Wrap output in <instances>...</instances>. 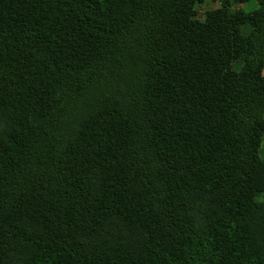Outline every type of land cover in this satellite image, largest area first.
<instances>
[{
	"label": "trees",
	"instance_id": "16d2710c",
	"mask_svg": "<svg viewBox=\"0 0 264 264\" xmlns=\"http://www.w3.org/2000/svg\"><path fill=\"white\" fill-rule=\"evenodd\" d=\"M250 1L0 0V264H264Z\"/></svg>",
	"mask_w": 264,
	"mask_h": 264
},
{
	"label": "crops",
	"instance_id": "0c3cea01",
	"mask_svg": "<svg viewBox=\"0 0 264 264\" xmlns=\"http://www.w3.org/2000/svg\"><path fill=\"white\" fill-rule=\"evenodd\" d=\"M204 6H205L206 10L216 9V8L219 7V2L209 3V4H206ZM258 7H259L258 2L256 0H251L248 3H244V4L240 5L238 8L244 10L245 12H251V11H254V10L258 9ZM243 32L245 34H248L250 32V27L249 26H245L243 28ZM263 76H264V69H263ZM260 154H261L262 157H264V141H263V145H262L261 150H260Z\"/></svg>",
	"mask_w": 264,
	"mask_h": 264
},
{
	"label": "rangeland",
	"instance_id": "374dc122",
	"mask_svg": "<svg viewBox=\"0 0 264 264\" xmlns=\"http://www.w3.org/2000/svg\"><path fill=\"white\" fill-rule=\"evenodd\" d=\"M205 11H206L205 6L201 7V8L198 10V17L201 18V17L203 16V14H204ZM258 199H260V200H264V193L259 194V195H258Z\"/></svg>",
	"mask_w": 264,
	"mask_h": 264
}]
</instances>
